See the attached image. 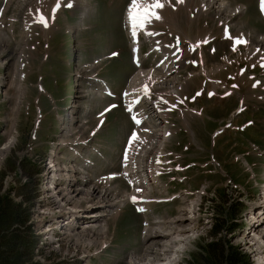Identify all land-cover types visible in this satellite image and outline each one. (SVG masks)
Listing matches in <instances>:
<instances>
[{
    "label": "rangeland",
    "instance_id": "374dc122",
    "mask_svg": "<svg viewBox=\"0 0 264 264\" xmlns=\"http://www.w3.org/2000/svg\"><path fill=\"white\" fill-rule=\"evenodd\" d=\"M187 1L184 2L182 13L183 43L186 49H191L190 53L194 58L193 42L205 41L208 32H219V19L215 12H222L223 15L230 13L237 3L242 1L226 0L230 5L223 11L217 7L221 0L216 1V7H208L209 9L203 4V0ZM244 1L245 13L235 14L231 19L232 24H235L231 26L229 22L228 27L230 31L238 32V29H241L242 39L245 38L244 34L249 32L248 41L241 39L231 52L230 61H225V66L220 64L221 60H217V55L222 51L220 47L214 54L206 51L209 59L201 64L202 68L205 66L208 71L210 66H222V70L211 73L221 75L229 71L233 73L229 78L231 81L252 84L253 78L248 79L246 69L249 67H245V64L247 59L254 62L262 60L264 22L255 11L256 0ZM182 2L161 0L163 7L159 9L177 7ZM126 3L127 0H0V196L8 197L12 203L21 201L23 206L39 197V193L43 195L42 188L38 190L37 174L33 165L29 164L35 163L36 167L42 165L45 153L49 148L52 149V142L65 134L63 131L68 130L71 123L67 118L70 115L74 116L76 121L81 120L83 124L89 125L84 129L96 127L99 119H103L95 136L90 140L98 163L94 169L95 173H107L120 168V152L128 134L136 125L133 123V114L125 110L116 91H113V94L98 92V78L107 77L113 86L114 81L119 85V78L123 82L130 77L132 80L138 73L131 46L126 41L125 23L122 20ZM198 3H202L207 9L195 7ZM239 6L242 5H237L236 9ZM41 17L46 21V26L41 22ZM146 48V44L141 46L139 56L143 61V69L149 70L160 54L153 51L146 57ZM115 51L119 54L111 55ZM200 68L194 67L191 61H181L176 71L177 78L173 73L170 78L165 77L162 81L165 84L159 83L157 91L166 87L191 94L190 98L197 96L196 89L199 88L202 92L206 89V84H210L207 76L199 72ZM255 70L261 80L256 85L258 88L254 90V94L263 95V101L259 103L257 110L260 126L256 125L253 131L246 132V135L261 145L259 134L263 132L261 127L264 130V121L261 120L264 119V89L259 86L264 87V66L260 68L257 65ZM159 75L164 76L162 73ZM187 77V85L185 83L178 88L174 87L175 83ZM171 78L176 79L170 80ZM200 95L205 98L188 102L190 106L195 104L202 108V116L190 113L189 122L197 121L191 123L197 136L193 139L196 141L193 145H190L193 138L189 131L190 124L180 122L178 113H171L170 120L179 122L180 127V131L168 139L170 149L178 154L177 166L181 167L174 171V179L169 175L165 178L168 181V194L174 196L168 200L150 202L146 212L137 213L135 204L125 203L118 209L116 217L108 220L106 234L111 242L107 243L109 246L104 247L100 254L97 253L98 257L91 253L82 260L73 258L71 256L79 254V251L64 241L60 244L61 247L54 249L44 245L34 248L37 264H90V258L91 264H132L131 258L135 259L134 264H140L139 260L162 262L161 257L164 254H173V249L170 248L162 254L157 249L158 245L150 247L145 242L143 232L146 220L152 227L167 231L174 230L176 225L192 224L193 234L189 235L191 239L182 252H177L180 255L170 264H185L193 253L202 252L201 245L216 236L229 238L232 244L248 255L250 264H259L256 255L261 250L260 254L264 252V242L257 241V245L252 244L249 248L247 242H253L255 237L252 235L264 227V224L257 225L248 234L252 226V205L254 201H263V191L260 197L259 189L263 181L261 171H256V178L261 180L255 182V177L248 178L247 170L243 168L240 159L233 157V153L242 150L244 142V137L242 136V140L239 137V131L225 128V131L217 136L214 148H209L213 145L210 133L214 128L223 126L224 121L228 119H235L236 123H240L250 116L253 109L247 110L248 116L243 113L233 116L235 96L233 100L230 98L217 103L221 99H206L204 93H199ZM109 102H115V105L100 114ZM138 107H141V104ZM136 115L141 116L138 110ZM262 139L264 141V133ZM182 144L185 147L181 146ZM208 151L213 152L218 163L215 164L216 161ZM247 159L251 161L248 156ZM189 161H194V164L183 167ZM255 162L259 163L257 158ZM221 164L224 169L219 166ZM44 178L43 173V183ZM116 184V188L123 193L126 189L125 183L118 178ZM184 189L188 193H183ZM28 197L31 199L28 200ZM187 209L192 214L191 219L176 220L180 215H187ZM52 210L53 205L48 200L36 207L34 217L30 219L31 226L35 227L34 233L38 232L39 236L45 234L44 228L41 227L46 222V213ZM234 223L242 224V228ZM85 234L86 236L82 234L83 240L88 241L86 239L90 238V232L85 231ZM164 239L169 240V236ZM76 240L75 237L74 241ZM98 241L97 238L92 245L86 243L87 248L85 247L83 253L87 254L94 248L99 250Z\"/></svg>",
    "mask_w": 264,
    "mask_h": 264
},
{
    "label": "bare ground",
    "instance_id": "6f19581e",
    "mask_svg": "<svg viewBox=\"0 0 264 264\" xmlns=\"http://www.w3.org/2000/svg\"><path fill=\"white\" fill-rule=\"evenodd\" d=\"M216 1L217 0H203V4L207 8L216 7L217 6ZM227 5H230V3L227 2L226 0H221V3H219L217 7L219 8L220 11H223ZM242 7L243 6H239L236 9V11L235 9H233L232 13L241 11ZM133 47H134V51L137 52L139 49V44L135 42ZM175 50L174 51L176 55L175 54L173 55L174 58L178 57V53H176L178 52V50L177 49ZM136 62L139 68L138 73L131 80L132 87L128 88L129 90L126 89L128 95L126 97L125 105L131 111L133 110V108H136V106L140 104L139 102L141 101V98L143 96H145L146 99H150L149 92L151 91L150 89L151 87L156 92H159L157 91L158 84L159 83H161V85L165 84L162 82L163 79L165 77L170 78L169 76L173 73L171 72L172 69L176 67V66L174 67L168 66L167 58L163 60L162 68L160 66H157L149 70L143 69L142 64L138 58H136ZM203 71L204 72L208 71L205 66L203 67ZM160 73H162L164 76H160L159 75ZM188 77L183 78V80H180L179 82L175 83L174 87L178 88L179 85H184L188 81ZM174 79L176 78H171L170 80H174ZM147 80L150 81L149 84L147 83ZM177 84L179 85L177 86ZM145 89H147V91H145ZM135 141L136 140H134V142ZM76 170H77L76 167H71L70 172L65 174L64 178L66 179L67 183L60 181V180L54 181L51 178L47 177L44 183L42 182V186H41V188L43 187L45 191H43V195L40 193V196L35 199V202L33 204L34 208L32 207L33 209L32 208L31 209L33 211L32 214L34 215L35 214L34 210L42 202H45L48 200V202H51L53 205V210L51 212H47L45 215V217H47L45 219H49L51 221L48 220L45 223L43 222L44 225L41 228H44L45 234L43 236L36 237L35 249L36 247L40 248L42 245H44L45 247L53 248V249L58 248V247H61L60 245L61 243L66 241L68 245L72 246L76 251H79V254L75 253L71 257L73 258L76 257L82 260L83 258L89 257L91 253L92 255L99 253V250L94 248L93 251L87 254H84L83 250L87 248L86 243L92 245L91 243L94 241V239L96 237H100L101 238L100 244H102V237L103 238L107 237L106 232L108 230V221L103 219L102 217L103 220L101 221V223H99L96 219H94L96 217L94 215L96 212L102 213L101 214L102 216L107 215L111 211H113L115 208H117L119 205H122L127 200H130L131 203H135L137 207L141 206L143 207L142 208L143 210H146V198L145 197L141 198L140 195H138L134 191H131L129 193V196H125L124 194H122V195H119L117 198H115L114 195H116V192H113L114 190L113 187H110L107 184L92 183L91 181L88 180L87 176L82 177L78 175L77 173L76 174L73 173ZM131 171L132 172L134 171V167L131 168ZM127 172L129 171H124L121 174H124ZM49 173H50L49 177L55 175L54 170H50ZM130 183L132 187L134 188V190H140L139 188H142V187L146 188V186L143 183H140L138 180L131 179ZM133 197H135L136 199L133 200L132 199ZM261 198H263V201H258V203H255L253 205V209L251 211L252 226L249 229L248 234H250V231L254 229L255 226L264 224V190H263V197ZM140 202L144 204H138ZM91 206H96L95 207L96 209L89 211V209H91L90 208ZM97 206H99L100 208ZM261 206L263 208H259ZM183 209H186V208H183ZM257 210L259 211L257 212ZM187 211H189L187 215L185 216L180 215L181 217H178L177 219L176 218L175 219L176 220H178L179 218H182V219L190 218L191 219L192 214L190 213V210L187 209ZM33 215L32 217H30V219H33L34 217ZM51 217L52 219H50ZM191 225H192L191 223L176 225L174 226L175 227L174 230L167 231L160 227H152L150 224H146L145 230L143 232L145 242L148 243L150 247H156L158 245L159 247H157V249L162 254H164L163 252L169 250L170 248L173 249L174 253L171 255L164 254L161 257V259L163 260L162 262L157 261V260H153V261L146 260L145 262L144 260L143 261L139 260L138 262L140 264H170L171 261H173L180 255L179 253L177 254V252L179 251L182 252L183 247H185L189 239H191L189 236L193 234ZM89 226L92 227L91 233L92 235L93 234L94 235L90 236V238L88 237V239H86L88 241H84L82 236L83 235L86 236L85 234L86 227H89ZM99 227L100 229H97ZM188 230H191V231H188ZM165 236H169V240H165L164 239ZM252 236L255 237V239H253V242L251 241L247 242L248 248L251 247L252 244L257 245V241L264 242V227H262L261 229H258V231H256V233L253 234ZM38 237H39V240H37ZM75 237L77 239L76 241H74ZM158 237H161V239H158ZM37 241H38V246H37ZM104 242H107V241H104ZM107 243L110 244L109 239ZM260 252H258L259 254L257 253L256 255L257 262L259 264H264V252H262L261 254ZM83 254L85 255L84 257H83ZM33 259L35 260V258ZM134 261L135 259L131 258L132 264H134Z\"/></svg>",
    "mask_w": 264,
    "mask_h": 264
},
{
    "label": "trees",
    "instance_id": "16d2710c",
    "mask_svg": "<svg viewBox=\"0 0 264 264\" xmlns=\"http://www.w3.org/2000/svg\"><path fill=\"white\" fill-rule=\"evenodd\" d=\"M29 165H33L36 173L41 171L42 165ZM26 182L29 184L28 179ZM21 204V201L12 203L8 197L0 196V238H3L0 239V264L38 263L33 260L34 233L26 223L31 203ZM201 249V253H193L185 264H250L248 255L232 244L229 238L216 236L201 245Z\"/></svg>",
    "mask_w": 264,
    "mask_h": 264
},
{
    "label": "snow or ice",
    "instance_id": "6c2138e0",
    "mask_svg": "<svg viewBox=\"0 0 264 264\" xmlns=\"http://www.w3.org/2000/svg\"><path fill=\"white\" fill-rule=\"evenodd\" d=\"M163 4L161 0H131V8L129 11V19L131 20L134 27H144L147 22H150L152 18L159 19L158 12L159 8H162ZM41 22L45 23L43 17H41ZM237 44L240 43L239 40L236 41ZM147 91V89H145ZM133 140L137 139L135 135L132 137ZM133 200L136 198L133 197Z\"/></svg>",
    "mask_w": 264,
    "mask_h": 264
},
{
    "label": "crops",
    "instance_id": "0c3cea01",
    "mask_svg": "<svg viewBox=\"0 0 264 264\" xmlns=\"http://www.w3.org/2000/svg\"><path fill=\"white\" fill-rule=\"evenodd\" d=\"M244 98L246 101L250 102L252 100V92L249 89H245L244 91Z\"/></svg>",
    "mask_w": 264,
    "mask_h": 264
}]
</instances>
